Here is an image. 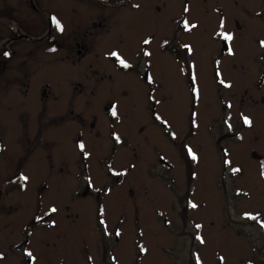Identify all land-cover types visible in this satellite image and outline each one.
Segmentation results:
<instances>
[{
    "label": "rangeland",
    "instance_id": "374dc122",
    "mask_svg": "<svg viewBox=\"0 0 264 264\" xmlns=\"http://www.w3.org/2000/svg\"><path fill=\"white\" fill-rule=\"evenodd\" d=\"M41 4L60 23L76 12L74 24L104 6ZM109 11L128 40L105 39L99 62L139 72L119 71L99 86L113 92L71 106L58 96L54 180L33 158L17 178L19 150L3 140L0 264H264V0Z\"/></svg>",
    "mask_w": 264,
    "mask_h": 264
},
{
    "label": "flooded vegetation",
    "instance_id": "af4514ba",
    "mask_svg": "<svg viewBox=\"0 0 264 264\" xmlns=\"http://www.w3.org/2000/svg\"><path fill=\"white\" fill-rule=\"evenodd\" d=\"M97 1L104 5L95 8L97 12L83 13L75 24L72 17L77 13L71 12L68 21L60 23L62 31H57L52 23V17L60 21L57 13L43 8L41 0H0V146L5 145L7 138L17 145L20 154L16 163L17 178L33 158L35 167L45 162L44 167L54 180L57 123L60 114L65 112L62 113L63 108L59 107L58 96L67 98L71 106L76 96L113 92L104 84L99 87L105 78L108 79L104 83L113 79L119 81L121 75L118 72L122 73L124 69L136 75L139 72L137 65L129 61L114 60V68L111 64L106 66L104 60L99 62L105 39L119 31L117 37L128 40L126 32L121 31L125 19L119 12L109 10L123 9L131 0L115 5ZM125 1V5H118ZM105 10L110 14L107 15ZM112 17L117 21L114 30L111 28ZM5 52L9 55L5 56ZM128 52L131 54L132 49L128 48ZM134 52L136 58L137 48ZM86 67L92 70L84 75ZM112 75L114 77L110 79ZM69 114L73 116V111ZM76 119L81 121L78 115ZM2 164L0 162V171L5 175L8 172ZM7 182V177L2 179L0 176V193ZM4 193H1L0 207L4 206Z\"/></svg>",
    "mask_w": 264,
    "mask_h": 264
},
{
    "label": "snow or ice",
    "instance_id": "6c2138e0",
    "mask_svg": "<svg viewBox=\"0 0 264 264\" xmlns=\"http://www.w3.org/2000/svg\"><path fill=\"white\" fill-rule=\"evenodd\" d=\"M52 23L55 25V27L57 28V30H61L62 31V25L60 24V22L55 18L52 17ZM185 27H187V23L185 24ZM192 27H195V25H193ZM231 36L226 37V39H231ZM145 44L148 43L147 40L144 41ZM262 47H264V42H262ZM231 51V50H230ZM5 56L9 55L7 52L4 53ZM113 55H115V53H113ZM121 63H123V61H121ZM115 111L113 112V115H115ZM245 123L250 124L251 121L248 118H245ZM81 149H83V145H80ZM193 159H195V156H193ZM233 171H240V169H234ZM262 176H264V172L261 173ZM21 179H27L26 177H21ZM191 207L195 208L196 205L192 204ZM52 211H55V209H52ZM197 227H200L199 225H197ZM119 234V233H118ZM197 239H200L199 237H197ZM201 242L203 243V241L201 240Z\"/></svg>",
    "mask_w": 264,
    "mask_h": 264
},
{
    "label": "trees",
    "instance_id": "16d2710c",
    "mask_svg": "<svg viewBox=\"0 0 264 264\" xmlns=\"http://www.w3.org/2000/svg\"><path fill=\"white\" fill-rule=\"evenodd\" d=\"M185 155H186V153L184 154L183 158H184L185 162L189 163V160L185 157Z\"/></svg>",
    "mask_w": 264,
    "mask_h": 264
}]
</instances>
